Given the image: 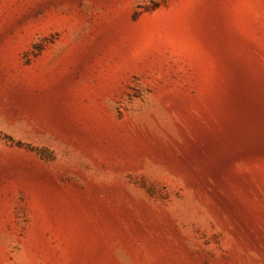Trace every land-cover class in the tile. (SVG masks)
<instances>
[{
    "label": "rangeland",
    "instance_id": "374dc122",
    "mask_svg": "<svg viewBox=\"0 0 264 264\" xmlns=\"http://www.w3.org/2000/svg\"><path fill=\"white\" fill-rule=\"evenodd\" d=\"M0 264H264V0H0Z\"/></svg>",
    "mask_w": 264,
    "mask_h": 264
}]
</instances>
